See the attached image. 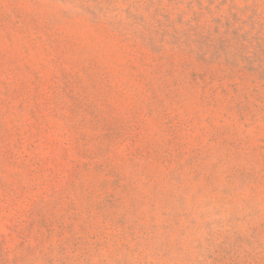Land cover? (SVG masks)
Instances as JSON below:
<instances>
[{"label":"rangeland","instance_id":"374dc122","mask_svg":"<svg viewBox=\"0 0 264 264\" xmlns=\"http://www.w3.org/2000/svg\"><path fill=\"white\" fill-rule=\"evenodd\" d=\"M0 264H264V0H0Z\"/></svg>","mask_w":264,"mask_h":264}]
</instances>
